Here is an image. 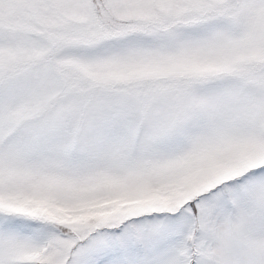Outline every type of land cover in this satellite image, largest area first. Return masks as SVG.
Here are the masks:
<instances>
[{
	"label": "snow or ice",
	"instance_id": "snow-or-ice-1",
	"mask_svg": "<svg viewBox=\"0 0 264 264\" xmlns=\"http://www.w3.org/2000/svg\"><path fill=\"white\" fill-rule=\"evenodd\" d=\"M0 264H264V0H0Z\"/></svg>",
	"mask_w": 264,
	"mask_h": 264
}]
</instances>
